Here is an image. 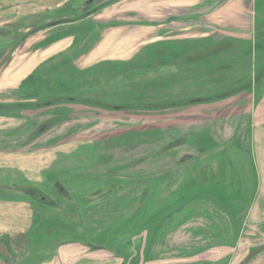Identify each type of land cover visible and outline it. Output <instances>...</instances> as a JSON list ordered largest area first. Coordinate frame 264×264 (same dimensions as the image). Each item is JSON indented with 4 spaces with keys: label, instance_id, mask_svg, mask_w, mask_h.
<instances>
[{
    "label": "rangeland",
    "instance_id": "374dc122",
    "mask_svg": "<svg viewBox=\"0 0 264 264\" xmlns=\"http://www.w3.org/2000/svg\"><path fill=\"white\" fill-rule=\"evenodd\" d=\"M87 1L0 0V33L13 26L4 36L15 44V61L2 78L27 93L9 111L12 160L0 179L11 189L0 194V208L2 216L12 214L13 224L30 225L33 213L17 198H46L33 202L58 232L49 231L42 246L60 242L57 249L79 237L82 226L73 233L65 219L76 208L83 211L84 201L86 209L95 208L90 216L82 214L88 227L110 211L113 202H105L125 184L140 188L139 180L151 181L155 204L161 193H174L183 170L188 166L192 174L196 160L207 158L195 144L200 135L223 145L211 158L227 153L239 170L250 162L255 166L253 151L264 146V0H95L98 11L91 16L95 8L86 10ZM237 12L250 15L246 35L234 34L240 32ZM33 24L28 32L25 26ZM42 36L43 49L30 53ZM7 38L0 37V47ZM233 138L247 149L233 152ZM65 187L73 206L55 198V192L66 196ZM126 192L119 197L122 218L132 225L140 207L126 212ZM258 212L252 224L260 221ZM142 226L135 258L174 264V258L165 259L177 249L153 237L146 247ZM132 234L113 231L109 238ZM171 242L179 243L176 236ZM241 242L236 251L250 246ZM133 247L122 249L129 254Z\"/></svg>",
    "mask_w": 264,
    "mask_h": 264
},
{
    "label": "flooded vegetation",
    "instance_id": "af4514ba",
    "mask_svg": "<svg viewBox=\"0 0 264 264\" xmlns=\"http://www.w3.org/2000/svg\"><path fill=\"white\" fill-rule=\"evenodd\" d=\"M95 4V0H89L84 3V8L91 10V8H95ZM234 4L236 5L237 1H234ZM97 11V8L88 11L90 13L88 16L96 14ZM237 19L238 24L236 27L240 32L234 34L242 35L239 33L243 32V35H246L249 31H247L245 25H250V15L245 16L237 12ZM33 26L35 24L25 26V28L29 32L34 28ZM5 29L9 31L13 29V26L10 25ZM6 31L0 33V37H8L7 39H9L7 44L0 47V168H3L0 170L5 172L6 167L10 165L12 160L11 131L13 128H11L9 111L13 104L19 105L20 103L22 105V99L27 96L26 89L21 87L12 89L9 85L10 82L2 78L15 61V54L12 52L15 47L14 40L10 36H4L10 35V32L6 34ZM40 34H43V32H40ZM251 34L254 35L253 32ZM43 39V36L38 38L36 50L32 49L30 53L43 49ZM24 46H26V42ZM182 51L183 49H180V52ZM245 92V95L251 96L250 92ZM17 99H19V103H17ZM200 102L201 100H199ZM24 131L26 132V129ZM204 135L207 138L204 139L200 135L195 144L204 151L203 156L207 158L196 160L195 170L192 174L189 171L190 167L187 166L186 170L182 172L184 179L182 177L179 183H177V180L175 181L177 188L174 193L165 196L161 193L162 197L159 196L160 200L156 204L154 198L157 195V190L154 186L151 188V181L139 180L137 185L142 186L140 188L132 187L134 189L129 188L131 184H125L122 191L114 194L105 202L113 203L110 204V211L101 217L102 222L95 220L92 225L87 227L82 214L85 217L90 216L92 214L90 210L95 208L88 207L89 209H86L87 201H84V213L76 208V215L73 214V218L69 220L65 219L66 225L74 229L73 233L79 230V225L82 226L81 232L77 235L79 237L71 239L75 244H62L58 249L55 245L60 242L48 244L45 247L42 246L47 234L50 237L49 231H58L52 228L48 222L44 223V220L49 221L48 217L45 216L44 209L35 207L34 200L42 204L47 201L40 194L34 195V198L31 196L33 201L27 198H17L20 201L19 203L29 206L28 211L33 213L30 225L27 223L22 226L19 221L13 224L12 214L6 218V215L2 216L5 208H0V264H144L143 259L135 258V248L140 241V223L143 224L142 228L145 232L147 231V238L144 239L147 243L146 247L149 244L151 245V237H153L154 242L164 244L167 248L169 246V250L172 248L177 249V253L169 255L165 259L166 261H173L174 258L176 261L174 264H180L177 259L181 258L184 259L183 261L189 259L190 264L203 261L221 262L222 264H264V189L262 190L264 178L260 174L257 150L253 151L255 166L250 162L247 167L243 165L239 170L236 166V159H233L227 153L225 155L222 152L219 159L215 153L216 158H211L216 149H220L223 145L216 144L207 134ZM1 140L4 143H1ZM232 141L230 145L233 152L247 149L245 143L239 144L234 138ZM0 174L3 173L0 171ZM241 175L244 176L243 182ZM6 182L0 179V184L3 185ZM104 183H107V181ZM113 183L114 186L123 184L117 181ZM3 186L4 191L0 194L7 196V191L11 189V186L10 188L6 185ZM126 190L125 199L131 198L129 201L131 206L126 209V212L135 210L136 204H139L140 207L132 225L126 223V220L122 218L125 210L119 197L123 196ZM62 191L66 193V196L55 192V198L59 197L70 202L73 206L76 201L69 197L71 191L67 187L62 188ZM143 200L144 203H142ZM103 205L108 206L107 204ZM139 207H136V209ZM257 212L260 214L261 219L259 222H253L252 224V216ZM157 221H162V223L155 225ZM155 227L156 230L153 229ZM41 228L42 230H40ZM128 229H131L133 234L128 235L125 239L123 237L109 238V233L113 231L117 234ZM160 230L165 233L158 236ZM12 232H16V234ZM206 232H211V239H208L210 237ZM98 235L101 239L96 238ZM173 236H176L179 243L172 244ZM236 242H246L250 246L246 248L245 245L241 250L236 251L233 248ZM123 245L128 248L132 245L134 247L128 254L122 249ZM65 248L71 250L65 252ZM95 248L96 250L93 252L92 249ZM140 259L141 261H139ZM183 264L188 263L184 262Z\"/></svg>",
    "mask_w": 264,
    "mask_h": 264
},
{
    "label": "crops",
    "instance_id": "0c3cea01",
    "mask_svg": "<svg viewBox=\"0 0 264 264\" xmlns=\"http://www.w3.org/2000/svg\"><path fill=\"white\" fill-rule=\"evenodd\" d=\"M8 82H10L9 83V85H10V87L11 88H17L18 87V85L19 84H17V85H15V86H13V82L11 81V80H7ZM262 133V135H263V138H264V130L263 131H261ZM259 148H255V150H257V156H258V160H259V169H260V174H261V176H263V178H264V147H263V145H259L258 146ZM264 189V187L262 188V190Z\"/></svg>",
    "mask_w": 264,
    "mask_h": 264
}]
</instances>
